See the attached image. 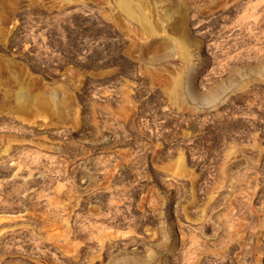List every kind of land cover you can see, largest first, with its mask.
<instances>
[{
    "label": "rangeland",
    "instance_id": "obj_1",
    "mask_svg": "<svg viewBox=\"0 0 264 264\" xmlns=\"http://www.w3.org/2000/svg\"><path fill=\"white\" fill-rule=\"evenodd\" d=\"M120 1L0 0V264H264V0Z\"/></svg>",
    "mask_w": 264,
    "mask_h": 264
},
{
    "label": "bare ground",
    "instance_id": "obj_2",
    "mask_svg": "<svg viewBox=\"0 0 264 264\" xmlns=\"http://www.w3.org/2000/svg\"><path fill=\"white\" fill-rule=\"evenodd\" d=\"M120 5H121V7L123 8V10L127 13V14H129V15H131L132 14V8H131V5H130V3H129V1L128 0H121L120 1ZM235 7V6H234ZM231 11V10H230ZM231 13V12H230ZM229 14V13H228ZM240 21L242 20V19H239ZM244 22V21H243ZM240 23V22H239ZM241 23H242V21H241ZM242 24H244V23H242ZM254 37V36H253ZM250 39V38H249ZM255 39H256V37H255ZM253 40V39H252ZM255 43H256V41H254ZM263 211V210H262ZM264 212V211H263ZM136 247V246H135ZM123 254V253H122ZM79 256V255H78ZM81 256V255H80ZM126 257V256H125ZM76 258H77V256H76ZM76 258L74 259V261L76 260ZM87 258V257H86ZM120 259V258H119ZM77 261V260H76ZM86 261V260H85ZM118 262V261H117ZM87 263V262H86ZM90 263H91V261H90ZM89 263V264H90ZM112 263H113V261H112ZM77 264V263H76ZM79 264H83V262L81 261V262H79ZM88 264V263H87Z\"/></svg>",
    "mask_w": 264,
    "mask_h": 264
}]
</instances>
